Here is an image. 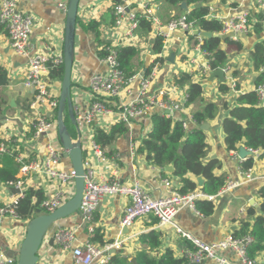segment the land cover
Listing matches in <instances>:
<instances>
[{
	"label": "crops",
	"instance_id": "crops-1",
	"mask_svg": "<svg viewBox=\"0 0 264 264\" xmlns=\"http://www.w3.org/2000/svg\"><path fill=\"white\" fill-rule=\"evenodd\" d=\"M67 2L68 0H16L18 10L29 14L33 19L31 35L33 53L64 52L66 13L60 5ZM117 2L118 0H81L79 5L75 61L72 73V99L76 116L85 115L97 100L104 102L110 109V114L96 122L91 131L87 128L81 130L85 145L87 142L85 140L89 137L90 132L92 136L94 135L96 127L104 129L105 132H110L114 125L121 123L119 122V113L125 105L138 98L140 87L139 80H136L129 89L122 90L117 96L93 93L92 80L109 72L105 56H100V52H107L109 49L118 50L129 46L135 47L138 53L131 61V72L134 73V76L142 75L143 71L148 70V67L154 63L151 68L152 71L158 64L156 60L159 54L153 51V45L156 39L161 37L158 32L159 26L150 20L152 31L149 34H143L139 27L132 35L128 34L127 26L117 27L115 25L113 8ZM208 8L210 9L208 19L216 20L221 24L238 14H250L252 29L251 33L246 36L248 39L244 40L239 36L228 38L234 41L242 40L245 44V49L242 52L231 55L230 62L235 65H233V71L231 70V73L226 75L227 81L233 82V79L235 80L236 90L230 88L228 93H222L220 91L221 84L225 83H222L218 78L211 82L213 85L209 83L208 77L211 72L208 73L207 78L201 73L203 66L209 64V55L203 50V43L198 48V42L192 33L184 34L181 32L173 33L165 40L164 61L159 63L160 67L153 87L167 90L173 102L183 107L181 112L176 113L177 116L170 117L174 120L186 121L188 124L187 132L194 128L193 114L202 109L204 103H215L219 106L218 116L209 122L210 129L206 132L209 146L207 158L218 162L215 174L226 176L227 185L230 182H235L238 185L233 191L221 196H218V193L211 195L217 196L215 200L210 201L214 205L213 213L205 215L195 208L185 206L178 211L173 223L168 226H160L157 221L154 223V219L151 218L153 216H148L136 221L132 226L126 227L122 224V220L129 199L120 195L105 197L95 215L94 227L101 231L105 244L115 240L123 241V248L120 251H114L116 253L112 252V256L119 255L120 258L132 262L136 254L146 248L141 244L140 236L150 231H156L162 235L160 256L171 250L175 258L182 259L188 250L193 249L189 248V245L193 247V243L185 238L180 231L203 243L213 244L232 237L235 232H239L243 222L253 224L256 216L259 215L263 199L259 196L258 191L260 186L264 185V157L250 156L254 157L252 168L254 181L244 180L242 163L245 160L239 158V151L229 152L227 150L222 124L223 120L229 116L230 108L237 106L239 96L255 90V82L262 74L261 70L256 72L252 66L251 51L255 44L264 43V6H261L257 0H212L208 4ZM147 10H151V19H158L161 26H166L174 17L189 13L191 8H188V12H186L180 6L172 7L163 0L135 1L134 11L138 15L148 19ZM92 21L100 24V42L97 41L92 32L85 30V27ZM195 30L203 31L199 27ZM217 34L221 33H214V36ZM259 36H261L260 41L251 42V39L256 41ZM223 47L225 48V45ZM172 53H175L176 57L174 63L169 64L168 58ZM29 62L30 56H21L11 48L7 32L4 30L0 34V66L8 71L9 82L7 85L0 86V98L3 102L0 112V139L17 147L11 149V153L8 154L11 155L17 150V159L23 157L25 160H33L36 157L42 158L47 154V148L50 144H58L52 137L36 139L29 135L32 122L36 120V114L30 110L34 92L24 86ZM234 71L238 73L236 77L232 74ZM183 73L191 75L193 82L202 84L204 88L203 103L186 106L188 85L178 86L176 84V79ZM206 80L208 84H206ZM61 82L62 80H57L52 85L56 95L60 93ZM55 112L57 111H41V113L48 114L50 119H54L56 122ZM152 113L163 115L158 111L148 112L134 120L130 126L128 125V133L117 137L112 145L104 147L103 151L106 156L104 162L95 158L92 152H87L85 157L87 162H90L95 168L97 179L108 181L115 178L124 184L139 182L152 198L157 199L166 196L171 190L179 192L182 188V182L179 177L174 175L172 166L166 168L153 166L147 161L145 155L138 154L142 139L153 128ZM75 127L78 131V126ZM73 138L76 140L78 134ZM50 139L53 141L50 142ZM242 146L244 145H241L240 148ZM69 163V159H63L61 168L71 169ZM17 164L19 165L17 178L23 179V187L20 190L0 182V206L20 200V192L25 193L30 188L41 190L45 199L50 198L60 189L57 183L51 182L42 174L32 172L23 176L20 173V164L18 162ZM166 180L172 183L171 189L165 185ZM195 180L198 183V178ZM196 191L200 192L199 185ZM253 200L254 205L258 207L251 206ZM252 208L256 216L250 215ZM29 221L22 219L15 221L7 218L0 224V251L6 257L15 259L16 262L18 251L27 234ZM60 222L62 224L57 223L49 230L48 236H52L60 228L75 229L76 242L74 247L82 246L88 240L91 241L92 237H89L90 224L84 222L81 217L76 219L69 217ZM40 255L44 257L38 264H76L72 250L62 252L56 244L51 247L48 238L42 244ZM221 257L228 264H242L237 254L232 250L225 251ZM256 260L264 263V253L257 255ZM202 264L218 263L213 260H206Z\"/></svg>",
	"mask_w": 264,
	"mask_h": 264
},
{
	"label": "built area",
	"instance_id": "built-area-1",
	"mask_svg": "<svg viewBox=\"0 0 264 264\" xmlns=\"http://www.w3.org/2000/svg\"><path fill=\"white\" fill-rule=\"evenodd\" d=\"M135 1L136 0H118L113 8L115 25L117 27L127 26L128 34L130 35L135 33L139 27L138 14L134 11ZM257 2L261 6H264V0H257ZM60 7L65 13L67 12V3L61 4ZM147 11L149 13L148 19L159 26V36L163 37L164 43L171 34L176 32L184 34L192 33L193 37H195L198 42V48H200L205 40V38L200 35V31L195 30L197 28L195 23L189 21L186 14L174 17L166 26H161L158 19H151V10ZM0 25H2L7 32L11 48L21 56H30L24 86L34 92L33 99L30 103V110L36 114V120L32 122L30 129L31 132H33V137L36 139L41 137H52V139L58 142L57 120L55 122L54 119H50L48 114L41 113V111L58 110L59 95L53 92L52 85L54 82L51 81L50 73L52 69L63 66L64 54L44 52L33 53L31 45L33 19L29 14L18 10L16 0H0ZM222 26L221 34L235 33L248 36L252 29L250 14L241 13L233 16L228 21L224 22ZM163 29H165V32H163ZM107 53L108 55L105 58V62L109 67V72L106 75L97 76L92 80L91 85L93 93L117 96L122 90L129 89L134 81L139 80L140 83L138 98L122 108L119 113V122L130 126L134 120L142 117L148 112L158 111L166 115L164 111L167 110L172 113L181 112L183 110L180 104L173 102L167 90L155 89L153 87L160 67L159 63L156 64L153 70L146 76H127L118 61V50L109 49ZM158 57L164 58L163 51ZM221 69L226 75L230 74L232 70L229 66ZM209 72H214V70H211L210 65L203 66L201 73L205 78L208 77ZM261 72L264 75V66ZM236 88L237 84L233 79L231 89L236 90ZM255 91L258 95L260 106L264 107V77L262 83L255 88ZM55 113L57 118V112ZM109 114L110 109L108 106L104 102L97 100L91 105L90 110L85 115L76 117L78 129L80 132L84 128L90 129L91 131V128L95 126L96 122ZM167 116L170 117L172 115ZM187 125L185 121L186 128ZM53 136L56 137L54 138ZM52 139H50V142L53 141ZM85 141H87L86 145L82 138L86 173L85 191L79 214L84 222L90 224L89 237H92L95 233V215L103 199L107 196L120 195L129 199V204L125 208L122 220V224L126 227H130L136 221L142 220L148 216L157 218L160 226H168L173 223L176 214L182 207L189 206L190 208H195L194 202L198 198H206L209 201H213L217 198V196H205L199 191H195L188 195H182L178 191L171 190L166 196L154 199L142 188L139 182L124 184L115 178L108 181L97 179L96 170L90 162H87L85 154L87 152H92L95 158L104 162V160H106L103 151L104 148L94 140V135L92 136L91 132ZM60 146L59 143L57 145L50 144L47 148V154L44 157H36L30 160L28 167L22 170L20 168V173L23 176L35 172L36 174H42L51 182L59 185L60 189L50 198H46L41 204V208L47 214L56 211L75 194L76 172L72 168L68 170L61 168L62 161L65 159V150ZM14 148L16 147L12 143L9 144L5 141L0 143V153H11V149ZM248 150L252 152L253 155L260 156V151ZM23 159V157L18 158L17 162L20 164ZM252 171V169L246 172L242 170L243 179L250 182L254 181ZM20 179L21 182L16 184L9 183L8 186L16 187L21 190L23 187V179ZM71 184H73V187L70 192L71 188H69V186ZM165 185L169 189L172 188V183L168 180H166ZM237 185L238 184L235 182H230L218 193V196L233 191ZM20 193L21 197H23L24 193ZM18 202L19 200L11 204L0 206V224L7 218L15 221L20 220L16 211ZM180 233L193 243V249L185 253V257L192 263L202 264L206 260H213L218 264H228V262L221 257V254L227 250H232L237 254L242 264H257V260H251L247 254L248 246L253 243L251 237H246L244 239L228 237L217 243L206 244L182 231H180ZM51 237L54 238L55 244L60 247L62 252L72 250L76 264H110L112 252L120 251L123 248V241L121 240H115L104 246H100L88 240L84 245L74 247L76 242L75 229L60 228L57 232L53 233L52 236H48L47 238L50 239ZM39 256L40 262L44 256L41 257L40 253ZM0 264H17V262L13 258L6 257L0 251Z\"/></svg>",
	"mask_w": 264,
	"mask_h": 264
},
{
	"label": "trees",
	"instance_id": "trees-1",
	"mask_svg": "<svg viewBox=\"0 0 264 264\" xmlns=\"http://www.w3.org/2000/svg\"><path fill=\"white\" fill-rule=\"evenodd\" d=\"M170 6H180L186 2L188 8H191L186 16L189 21L203 31L221 33L222 24L216 20H209L208 16L210 9L208 4L212 0H163ZM202 4V6H199ZM139 20V29L143 34H149L152 31L151 21L145 16L137 15ZM100 24L96 21L90 22L86 27V32H92L98 42H100L101 31ZM257 25L255 26V28ZM4 31V27L0 25V34ZM259 32V30H258ZM225 45V48L223 47ZM202 48L209 55V65L211 70H218L228 66L231 55L242 52L245 49V44L242 40L234 41L227 39L223 41L218 37L205 39ZM164 49V39L159 37L153 45V51L156 54H161ZM138 50L135 47H123L118 49V61L125 74L133 75L131 72V61L137 55ZM107 57V52H100V56ZM163 58L156 60V63H162ZM251 62L254 70L260 72L264 66V43L255 44L251 51ZM154 63L148 67L146 75H148ZM64 67L52 69L50 78L52 82L62 80ZM236 77L238 73L232 72ZM263 73L255 82L257 87L263 81ZM193 77L183 73L176 79L178 86L188 85L187 105H196L203 103L204 88L199 82H193ZM9 82L8 71L0 66V86L7 85ZM222 93L226 94L230 89L226 84H221ZM2 99L0 98V112L2 109ZM228 109V108H225ZM220 108L215 103H204L202 109L197 110L193 114L194 128L187 132L185 121L174 120L172 117L161 114H152L153 128L142 139L139 146L138 154L146 156L147 161L153 166L166 168L172 166L173 173L179 177L182 182L180 194L188 195L194 193L198 188L196 178H203L204 185L202 188L205 196L216 195L226 187L228 179L226 176H217L215 174L218 162L216 160H207L208 144L207 133L202 131L200 127L203 124L209 123L216 119ZM222 128L225 135V144L229 152H238L241 145L254 151H260V158L264 157V107L260 106L259 98L256 91H250L242 94L238 98V104L230 108L229 116L223 120ZM129 127L125 123H119L112 127L110 132H105L104 129L96 127L94 129V140L103 148L112 145L117 137L128 133ZM33 136V132H29ZM3 140L0 139V143ZM17 148V147H16ZM17 150L15 153L5 154L0 153V182L8 185L9 183L21 182L17 178L19 165L17 164ZM254 166V157L247 158L242 163L244 172L252 169ZM193 178V179H191ZM195 178V179H194ZM259 196L263 199L260 205L259 215L256 216L254 209L250 210V215L256 216L253 224L243 222L241 230L235 232L232 236L234 239H244L251 237L253 243L247 248V254L251 260H256L257 255L264 253V185L260 186L258 191ZM45 200V195L41 190L28 189L20 198L17 204V214L22 220H32L38 216L47 214L41 204ZM195 209L205 215H209L214 211V205L206 198H198L194 202ZM158 222V219L151 217ZM153 221V220H152ZM151 221V222H152ZM91 241L103 246L105 242L101 231L95 229V233ZM140 242L146 248L136 254V264H195L189 261L186 257L177 259L173 256L171 250H168L164 255L160 256L159 249L162 246V235L160 232L150 231L140 236ZM189 248H193L189 245ZM110 264H133L128 259L120 258L119 255H113ZM257 264H264L257 261Z\"/></svg>",
	"mask_w": 264,
	"mask_h": 264
},
{
	"label": "water",
	"instance_id": "water-1",
	"mask_svg": "<svg viewBox=\"0 0 264 264\" xmlns=\"http://www.w3.org/2000/svg\"><path fill=\"white\" fill-rule=\"evenodd\" d=\"M81 0H68L67 2V12H66V24H65V39H64V74L61 82L60 93L59 95V107L57 110V131H58V142L61 147L65 150L64 158L69 159L71 162V167L76 172L75 179V194L68 200L63 206L58 208L51 214H44L33 218L30 220L27 228V234L24 238V241L21 244V247L18 251L17 264H38L40 260V249L44 240L48 237L49 230L58 222L67 219L69 217L76 216L80 217L79 209L83 199L85 191V161H84V149L81 132L78 129L77 134L78 138L74 140L72 134L70 133L66 121H65V112L68 111V116L71 122L77 126L76 121V109L72 99V73L75 61V38L77 31V22H78V12L79 5ZM199 6H202L200 4ZM181 9L188 12L187 3L184 2L181 4ZM202 37L205 39H212L214 34L212 32L200 31ZM187 34V33H186ZM240 37L244 40L248 38L245 35H238L235 33L230 34H217L216 37L226 40L232 37ZM261 36L256 39H251L252 43L260 41ZM176 54L172 53L170 58H168V63L173 64ZM147 70H144L141 77L146 74ZM219 79L222 83H226V74L222 69H218L214 72H211L208 77V81L211 83L215 79ZM166 115L177 116L176 113L171 111H164ZM154 114V113H152ZM200 129L204 132H208L210 129V124H203ZM239 158L245 160L248 157L252 156L245 146H242L239 150ZM214 159V158H213ZM211 160V158H207ZM198 185L200 187V193H202V188L204 185V179L198 178ZM16 191V190H13ZM18 191V190H17ZM251 206L254 205V200L251 202ZM258 207V206H256ZM54 238L49 239V245L54 246ZM116 253V252H114ZM132 263L136 264V259H132Z\"/></svg>",
	"mask_w": 264,
	"mask_h": 264
},
{
	"label": "rangeland",
	"instance_id": "rangeland-1",
	"mask_svg": "<svg viewBox=\"0 0 264 264\" xmlns=\"http://www.w3.org/2000/svg\"><path fill=\"white\" fill-rule=\"evenodd\" d=\"M231 60V59H230ZM230 62V61H229ZM233 65H235V64H233ZM232 64H231V62L228 64V66L229 67H231V69H233L234 68V66H233ZM233 71V70H232ZM128 76V75H127ZM210 83V82H209ZM206 84H208V82H207V80H206ZM226 86L230 89L231 88V84H232V82L231 81H227L226 83ZM211 85H213L212 83H211ZM226 98V97H225ZM65 115H66V117H65V121H66V125H67V127H68V129H69V131H70V133L72 134V136L74 137V136H76L77 135V129H76V127H75V125L71 122V120H70V118H69V116H68V111H66L65 112ZM125 135V134H124ZM57 143H59V142H57ZM61 147V146H60ZM29 163H30V159H28V160H25V158L21 161V163H20V168H21V170L22 169H24V168H26V167H28L29 166ZM69 164H71V162L69 163ZM73 187V184H71L70 186H69V188H72ZM77 217L76 216H73V217H71V219H76ZM65 220V219H64ZM63 221V220H62ZM30 222V221H29ZM59 224H62L61 222H58ZM45 241V240H44Z\"/></svg>",
	"mask_w": 264,
	"mask_h": 264
}]
</instances>
